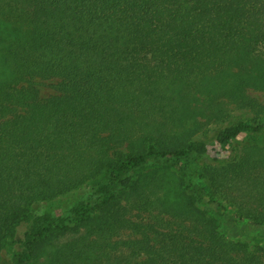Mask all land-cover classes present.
Listing matches in <instances>:
<instances>
[{"label": "trees", "instance_id": "1", "mask_svg": "<svg viewBox=\"0 0 264 264\" xmlns=\"http://www.w3.org/2000/svg\"><path fill=\"white\" fill-rule=\"evenodd\" d=\"M32 77L56 78L59 93L40 99ZM248 87L264 91V0H0V256L32 204L105 173L94 204L35 219L14 264L40 258L49 245L45 264H264L259 246L220 231L182 176L171 175L173 186L162 178L175 193L155 202L178 221L160 227L124 218L129 207L116 191L129 202L147 180L129 172L151 158L205 154L208 144L192 139L199 116L228 115L227 103L264 111ZM263 128L240 120L216 142L224 148ZM123 144L127 153L114 159ZM256 163L231 160L202 175L264 224ZM121 225L139 236L112 243ZM120 247L130 259L111 263Z\"/></svg>", "mask_w": 264, "mask_h": 264}, {"label": "rangeland", "instance_id": "2", "mask_svg": "<svg viewBox=\"0 0 264 264\" xmlns=\"http://www.w3.org/2000/svg\"><path fill=\"white\" fill-rule=\"evenodd\" d=\"M30 79L38 90L40 99H47L59 93L56 78L32 77ZM246 92L256 98L259 103L264 102L263 90L248 87ZM142 105L144 107V104ZM226 108L228 115L218 111L216 117L210 120L202 116L198 117L199 128L192 135V139L204 140L208 144V150L205 154L183 159L174 157L151 158L139 168L129 172L133 180L140 173L145 174L144 177L147 178V180L141 182L144 187L134 193L129 202L126 194L121 193V188L116 191L120 203L129 207L128 213L123 215L124 218L136 223H149L160 227L163 225V221L175 220L177 222L178 219L166 213L163 208H159L155 200L159 199L164 192L172 190L174 184L171 183L170 177L173 173L182 176L185 184L191 187L187 191L195 197L196 204L217 218L220 231L230 240L246 242L249 249H256L259 246L261 248L259 255L264 261V241L256 244L253 240L256 236L264 235V224L258 223L256 217L244 216L240 213L235 204L227 202L225 194H215L207 177L202 175L205 168L213 169V167L222 166L231 160L242 162L244 158H249L251 161L261 162V165L256 164L259 166L260 174L264 176V128L260 132L241 133L224 148H221L216 142L217 132L226 125L240 120L254 121L256 123L264 122V111L258 108L240 107L230 103L226 104ZM251 146H258L259 149H254ZM124 153H127L126 144L115 150L113 149L110 155L118 160L124 157ZM153 170L155 171V177L151 175ZM162 178L169 179L172 186ZM105 182H107V175L100 173L97 176L88 178L81 186L73 188L65 194L32 204L28 208L27 218L23 219L15 227L11 237L7 239L0 256V264H14L13 258L23 251L25 236L38 216L45 213H53L71 217L72 207L78 202L85 201L94 204L98 200L97 187L99 183ZM172 192L175 193L174 190ZM83 231H86L85 227H81V232ZM93 236L91 235V238ZM138 236L139 234H136L129 226L121 225L116 228L110 240L114 243L121 239ZM61 238L58 237L56 244H60L59 240ZM52 250L53 247L49 245L46 247L47 253L26 264L48 263L49 252ZM122 250L124 249L121 247L113 249V253L110 256L111 263L123 261L125 258L130 259L128 257L129 252L125 250L123 252ZM104 260L105 258L101 260V263H104ZM131 261L135 260L131 259ZM126 264H128V261Z\"/></svg>", "mask_w": 264, "mask_h": 264}]
</instances>
